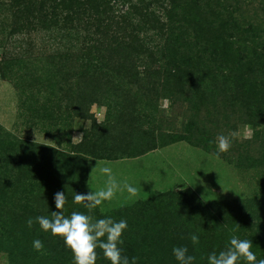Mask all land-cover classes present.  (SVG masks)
Returning a JSON list of instances; mask_svg holds the SVG:
<instances>
[{"label": "trees", "instance_id": "obj_1", "mask_svg": "<svg viewBox=\"0 0 264 264\" xmlns=\"http://www.w3.org/2000/svg\"><path fill=\"white\" fill-rule=\"evenodd\" d=\"M237 1L240 4L235 6ZM248 1L252 4L257 0ZM243 2L249 3L245 0H11V6L15 33L40 25L63 32V39L67 37L64 33L78 32L80 37L75 45H63L64 49L49 54L51 76H48L49 83L45 88H49L60 104L66 100L65 108L71 117H86L90 106L115 100L112 105L114 116L109 125H118L125 118L124 121L129 123L125 127L126 133L136 128L139 138L125 140L129 146L124 150L123 146L120 148L118 143L112 142V136L89 132L78 147H86V154L95 159L116 160L139 157L178 141L210 151V141L202 144V141L192 140L184 133L160 127L158 132L155 129V134L148 125L143 131L152 116L148 114V107L161 99H169L173 104L186 102L187 108L197 111L208 96L219 93L228 100L235 99L244 108L241 114L246 116V121L248 118L247 123L252 125V129L264 121V15L255 17L254 13L246 20L242 16L238 18L235 13ZM260 2H263L259 5L263 13L264 0ZM242 14L245 16L244 11ZM156 36L159 39H154ZM15 58L6 59L0 65L2 77L6 80H9L8 73ZM147 76L151 80H147ZM220 80L225 85L219 84ZM146 83L149 88L142 97L144 100L134 101L135 110H130L126 104L136 96L129 90L134 86L141 88ZM55 90L62 91V95H55ZM117 90H124V94L116 93L117 97L113 99L111 91ZM74 108L77 112H70ZM49 111L55 112L53 107ZM260 125L255 132L258 137L262 132L264 143V125ZM93 135L98 136L95 138ZM261 151L256 158L247 154L246 159L254 160L252 165L261 168L264 178V147ZM85 155L74 152L66 156V163L71 160L70 164L75 165L69 176L63 177L65 172L62 174L63 171L51 169L44 170L42 178L37 179L38 182L36 180V193L45 196L43 200L48 199L52 210L55 190L69 187V192L74 186V194L90 192ZM33 169L30 168L32 173L40 176V172L35 169L33 172ZM47 182L54 184L50 192ZM176 193L161 192L152 198L137 200L123 206L118 218L114 214V220L127 221L120 248L130 260L139 256L140 260L145 258V264H179L172 249L187 246L188 254L196 257L194 264H207V255L223 250L233 235L252 240V251L257 259L264 258V224L256 220V229L253 228L255 210L249 204L236 206L241 221L238 224L234 221L236 216L219 220V216L210 211L202 212L196 220V203L202 205L203 210L208 204L202 202L194 190L187 189L177 193L180 201L171 209L168 201ZM69 197L64 206L66 210H70L68 202L73 201ZM263 206L264 202L259 211L264 212ZM232 214L234 210L229 213ZM0 223L4 234L7 231L18 236L17 251L14 248L10 251L11 264L22 262L25 259L22 256H28V250H35V239L42 242L46 239L49 243L44 245L43 254L39 252L40 256H33L36 264H73L71 252L60 237L50 238V233L39 226L35 232L29 231L23 219L3 217L2 213ZM130 227L132 234L128 232ZM193 233L199 236L197 245L190 240ZM149 236L150 239L147 238ZM140 239L145 244L139 250L140 254L133 255L132 242L136 241L134 246L140 245L143 243ZM96 251L100 260L96 264H104L102 251ZM66 256L71 258V262ZM239 264L245 262L241 260Z\"/></svg>", "mask_w": 264, "mask_h": 264}, {"label": "rangeland", "instance_id": "obj_2", "mask_svg": "<svg viewBox=\"0 0 264 264\" xmlns=\"http://www.w3.org/2000/svg\"><path fill=\"white\" fill-rule=\"evenodd\" d=\"M227 1L232 2V0ZM260 3L263 4L260 0L252 4L243 2L235 15L238 18L242 16L245 20L254 13L255 17L264 15V12L260 11ZM238 4L240 3L237 1L235 6ZM243 11L245 16L242 14ZM14 25L11 0H0V65L6 59L16 57L12 70L8 73L9 80L2 77L0 69V208L3 209L0 213L3 217L14 216L18 220L23 219L27 229L35 232L39 224L34 222L29 228L26 223L27 218L50 216L52 211L48 199L43 200L46 197L36 193L38 188L36 180L42 178L44 170L55 169V171H63L62 174L65 172L63 177L69 176L75 165L70 164L71 160L66 163V156L74 152L86 154L87 148L80 149L78 145L85 141L89 132L99 133L98 135L108 134L112 136V142L118 143L120 148L123 146L125 150L129 146L125 140L139 138V131L133 128L130 133H126L125 127L129 123L124 121L125 118L118 125L114 123L112 126L109 125L114 116L112 105L115 100L109 99L90 106V113L86 117H71L65 108L66 100L60 104L55 96L51 95L49 88H45L49 83L48 76H51V71L48 70L49 54L64 49L63 45L70 47L75 45L77 38L80 37L78 32L72 30L64 33L67 37L63 39V32L49 30L42 25L19 33L13 32ZM154 39L159 37L156 36ZM147 78L151 80V77L147 76ZM218 83L225 85L223 80ZM148 88L146 83L141 88L134 86L129 90L130 94L136 96V99L132 98L126 104L130 110H135L134 101L144 100L142 97ZM116 93L124 94V90L111 91L113 99L117 97L114 95ZM54 94L62 95V91L55 90ZM187 106L186 102L177 101L173 104L169 99L153 102L147 109L148 114L152 115L148 118L150 122H146L143 131L148 125L156 134L155 129L158 132V128L162 127L161 129L166 131L184 133L192 140L202 141V144H208L210 141L209 152L186 141H178L133 158L101 160L87 153L85 155L88 165L87 185L90 187V192L106 187L108 176L100 171L103 167L111 169V174L120 185V189L111 200L104 201L90 213L83 204L69 201L70 210L64 209V214L68 215L78 210L94 218H114V214L116 218L123 206L137 200L152 198L161 192L181 193L192 189L202 202L208 204L203 210L202 205L196 203L197 208L195 206L194 210V214L198 213V216H195L196 220L202 212L210 211L217 214L219 220L223 218L228 220L229 216H236L234 221L238 224L241 221L236 206L239 204L244 207V204H249L251 209L255 210L254 218L252 217L253 228L256 229L254 225L256 220L264 224V212L259 211L264 202L262 170L252 165L254 160L250 162L246 159L247 154L256 158L261 154V149L263 150V134L261 132L258 137L255 130L262 126L260 124L264 125V121H260L255 130L252 129V125L247 123L248 118L246 121V116L241 114L244 108L235 99L228 100L219 93L208 96L197 111ZM52 107L55 112L50 113ZM70 112H77V109L74 108ZM221 134L231 140L230 149L223 153L218 152L214 143L216 137ZM97 136L93 135L95 138ZM88 150L91 151V147ZM30 168H34L36 172L38 170L40 176L37 177ZM48 182L50 192L54 184ZM125 184L135 187L137 195L132 196L124 187ZM68 188L61 190L65 192L66 198L75 195L74 186L69 192ZM177 193L168 201L171 209L180 201V197L176 196ZM46 202L47 206H44ZM232 210L234 214L229 215ZM3 231L1 226L0 264H11L10 251L13 248L17 251L18 236L7 231L4 234ZM128 232L133 233L131 227ZM49 236L59 238L51 234ZM147 238L150 239V236ZM46 241L43 239L44 245L49 244ZM140 241L143 243L135 246L136 241L132 242L133 247H130L134 251L133 255L141 253L140 249L145 241L142 239ZM121 245L123 246L120 244L119 247ZM28 253V256H22L25 258L22 262L18 258L20 262L18 264H36L33 256L38 257L40 253L35 250H28ZM122 255H124L123 250ZM70 257L66 256L68 259ZM144 260H140L138 256L137 263L145 264ZM104 264H110V261L104 258Z\"/></svg>", "mask_w": 264, "mask_h": 264}, {"label": "clouds", "instance_id": "obj_3", "mask_svg": "<svg viewBox=\"0 0 264 264\" xmlns=\"http://www.w3.org/2000/svg\"><path fill=\"white\" fill-rule=\"evenodd\" d=\"M196 75V74H195ZM219 153L227 152L231 147V140L228 136L218 135L214 141ZM100 171L108 176L107 185L104 189L94 192H76L73 202L83 204L90 213L106 200H111L120 185L111 174L109 167H103ZM124 187L132 195H137V189L130 184ZM54 210L50 216H36L29 218L27 225L32 227L33 223L39 224L44 232H49L54 237H60L66 248L73 256V264H96L98 259L97 248L102 250L105 259L110 264H137V257L122 255L119 247L123 243L121 239L124 230L127 229V221L114 220L111 217L94 218L92 215L78 210L70 214H64V206L67 202L65 192L57 191L53 196ZM193 245L199 243V236L195 233L190 235ZM253 242L249 239L238 238L233 235L226 247L217 252L207 255V264H239L242 260L245 264H264V258L257 259L252 251ZM33 248L44 252V244L40 239L33 241ZM173 256L179 264H194L195 256L188 254L187 246H175L172 249Z\"/></svg>", "mask_w": 264, "mask_h": 264}]
</instances>
